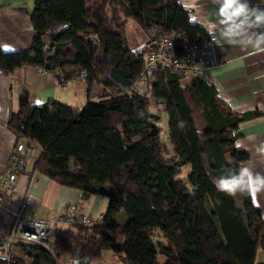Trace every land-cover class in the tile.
Here are the masks:
<instances>
[{
	"label": "trees",
	"instance_id": "16d2710c",
	"mask_svg": "<svg viewBox=\"0 0 264 264\" xmlns=\"http://www.w3.org/2000/svg\"><path fill=\"white\" fill-rule=\"evenodd\" d=\"M31 20V48L0 46V68L14 72L31 64L66 79L84 71L89 89L98 83L107 94L77 109L56 100L38 105L23 93L8 128L17 140L40 147L34 172L85 198L102 196L108 207L92 225L54 230L56 256L37 244L16 243L19 263L93 262L110 248L124 264H264L257 260L264 249L261 208L213 183L250 158L236 146L238 129L260 113L236 111L212 83L168 69L153 71L144 92L135 87L147 47L131 40V21L146 34L152 26L162 33L185 30L201 44L210 41L209 29L180 0H35Z\"/></svg>",
	"mask_w": 264,
	"mask_h": 264
},
{
	"label": "crops",
	"instance_id": "0c3cea01",
	"mask_svg": "<svg viewBox=\"0 0 264 264\" xmlns=\"http://www.w3.org/2000/svg\"><path fill=\"white\" fill-rule=\"evenodd\" d=\"M180 2L191 11L193 19L205 25L210 33L212 25L219 23L218 6L214 0ZM248 3L252 8L264 9L262 0H248ZM32 9V5L25 0H0V46L3 50L31 48L34 38ZM133 23L130 22L135 26L129 30L131 40L135 45H145L148 34ZM205 45L211 65V82L218 89L219 98L236 111L260 113L239 125L236 145L239 143V149L249 151L247 161L251 160L256 171L264 173V153L258 151L264 146V52L242 46L236 40L221 38L218 31ZM60 78L58 71H47L31 64H23L14 72L0 68V178L7 175L6 166L17 141L8 128V122L19 109L21 94L28 93L32 103L56 100L77 109H82L89 100H99L107 94L98 83L89 89L83 78L71 77L66 83H61ZM182 83L185 85L186 81ZM33 148L36 155L31 156L27 171L18 176L8 198L0 204V237L9 229L13 213L23 206L42 218L73 214L91 215L96 221L103 216L107 201L102 196L85 198L79 189L59 184L39 172L34 173L37 181H31L34 162L40 154L35 146ZM261 204L264 205V199ZM260 208L264 216V207ZM257 260L264 263V249L258 251Z\"/></svg>",
	"mask_w": 264,
	"mask_h": 264
},
{
	"label": "built area",
	"instance_id": "2783aa9c",
	"mask_svg": "<svg viewBox=\"0 0 264 264\" xmlns=\"http://www.w3.org/2000/svg\"><path fill=\"white\" fill-rule=\"evenodd\" d=\"M145 53V66L135 87L142 93L147 89L150 75L157 68L168 69L179 77L193 76L212 83L210 78L211 65L207 58L206 45L192 42L185 30H172L162 33L158 27L152 26L148 32V44ZM87 77L86 72L79 74ZM61 83L67 79L61 75ZM34 145L28 140H17L6 166L7 175L0 178V204L8 198L11 188L18 176L27 171L33 154ZM32 173L31 181H37ZM87 226L95 223L91 215H82L75 219L72 214L54 218L37 217L26 206L12 215L9 229L0 237V263L20 264V253L16 243H32L45 248L56 256V240L54 230L72 227L75 223Z\"/></svg>",
	"mask_w": 264,
	"mask_h": 264
},
{
	"label": "clouds",
	"instance_id": "9594fccd",
	"mask_svg": "<svg viewBox=\"0 0 264 264\" xmlns=\"http://www.w3.org/2000/svg\"><path fill=\"white\" fill-rule=\"evenodd\" d=\"M218 6L219 23L213 24L210 35L217 31L221 38L236 40L240 45L264 52V9L250 7L248 0H214ZM264 2V0H262ZM41 102H37L39 105ZM183 127V124L180 125ZM241 147L239 143L236 145ZM258 151L264 153V146ZM218 191L236 198L247 196L253 207H264V173L256 171L249 160L237 169H229L226 174L213 179Z\"/></svg>",
	"mask_w": 264,
	"mask_h": 264
},
{
	"label": "rangeland",
	"instance_id": "374dc122",
	"mask_svg": "<svg viewBox=\"0 0 264 264\" xmlns=\"http://www.w3.org/2000/svg\"><path fill=\"white\" fill-rule=\"evenodd\" d=\"M25 1L28 2L30 5H32V7H34L35 0H25ZM89 1H91V0H89ZM133 26L134 25L130 24L129 30H131L133 28ZM154 102L155 101L152 100V103H154ZM152 110L156 111V107H154V104L152 106ZM193 117L195 119V122H196V125H197L199 132L202 133L203 125H202V119H201L200 114L198 112H195L193 114ZM160 125L162 127V138L166 141V140H168V116H167L166 111L161 112ZM33 145L36 147V149L38 151H41L40 147L37 144L33 143ZM35 152H33L32 156L36 155ZM106 201H107V207H108V200L106 199ZM123 218L124 219L126 218L124 214H123ZM123 239H124L123 235L120 232H118L117 233V241L120 242V241H123ZM164 259L165 258L163 256H159V260L161 262H163ZM90 264H124V263H123L122 259L119 257V255L113 249L107 248L103 251L102 259H100L99 261L90 262Z\"/></svg>",
	"mask_w": 264,
	"mask_h": 264
},
{
	"label": "water",
	"instance_id": "95a60500",
	"mask_svg": "<svg viewBox=\"0 0 264 264\" xmlns=\"http://www.w3.org/2000/svg\"><path fill=\"white\" fill-rule=\"evenodd\" d=\"M147 44L148 42L145 45ZM73 264H90V259L85 258V259L75 260Z\"/></svg>",
	"mask_w": 264,
	"mask_h": 264
}]
</instances>
